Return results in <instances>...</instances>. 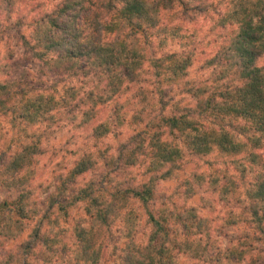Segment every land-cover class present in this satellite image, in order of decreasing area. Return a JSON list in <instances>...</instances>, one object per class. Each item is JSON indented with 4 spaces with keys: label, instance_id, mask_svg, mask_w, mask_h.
<instances>
[{
    "label": "clouds",
    "instance_id": "9594fccd",
    "mask_svg": "<svg viewBox=\"0 0 264 264\" xmlns=\"http://www.w3.org/2000/svg\"><path fill=\"white\" fill-rule=\"evenodd\" d=\"M0 264H264V0H0Z\"/></svg>",
    "mask_w": 264,
    "mask_h": 264
}]
</instances>
